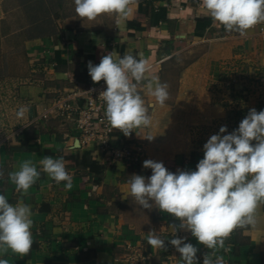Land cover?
I'll return each mask as SVG.
<instances>
[{"label": "crops", "instance_id": "0c3cea01", "mask_svg": "<svg viewBox=\"0 0 264 264\" xmlns=\"http://www.w3.org/2000/svg\"><path fill=\"white\" fill-rule=\"evenodd\" d=\"M142 1L133 5L132 15L120 25L115 21L104 28H63L60 35L63 42L58 36L57 45L50 50L52 54H45L46 63H41L49 66L48 74L53 73L46 80L63 79L62 105L49 99V91L27 94L22 104L10 106V118L0 117V161L4 172L0 194L6 195L13 205L17 202L31 205L34 221V243L26 256L10 250L6 254L0 252V258L7 259L9 264H130L127 258L133 252L138 256L136 264H182L180 253L170 243L177 237L197 247V264H203L204 255L211 252L189 231L178 229L175 233L172 223L178 224V221L170 215L153 208L149 217L147 209H141L129 191L131 175L152 174L151 169L143 167L145 160L162 162L173 173L195 171L198 153L178 147L165 152L159 140L144 138L153 136L148 128L135 129L130 136L116 129L112 145L141 144L144 155L134 162L108 158L95 142L85 144L79 139L76 109L86 106V89L99 83H94L88 74L89 61L98 65L103 55L115 51L123 56L128 50L138 59L148 61L149 78L156 76L161 81L162 65L175 53L177 45L186 39L208 38L214 34L222 36L221 44L229 43L233 49L244 51L246 59L238 60V66L241 64L244 69L249 65L251 75L246 76L258 83L264 82V34L257 28L244 35L227 32L213 21L206 26L209 22L204 20L210 16L202 7V0L155 2L153 14ZM160 4L166 10L157 13ZM164 13L166 20L162 19ZM50 41L45 37V42ZM58 49L63 50V65L55 59ZM138 90L146 104H155L149 114H156L160 105L143 84ZM52 92L58 91L55 88ZM26 106L28 111L24 117L28 120L23 117L20 124L21 119L15 113L19 107ZM4 108L0 106V115L4 114ZM4 131L10 133L4 134ZM49 155L64 159L66 170L72 176L70 190H66L65 182L57 184L42 171L39 161ZM23 160H32L41 172L26 195L17 192L8 179V173L18 170ZM94 160L106 165L103 174L91 171L90 163ZM151 230L165 239L166 250L148 245L147 234ZM226 248L228 251L217 253L224 257L225 264H264V204L257 209L256 225L234 230L226 241Z\"/></svg>", "mask_w": 264, "mask_h": 264}, {"label": "clouds", "instance_id": "9594fccd", "mask_svg": "<svg viewBox=\"0 0 264 264\" xmlns=\"http://www.w3.org/2000/svg\"><path fill=\"white\" fill-rule=\"evenodd\" d=\"M137 0H74L75 12L89 21L102 15H114L116 24L125 23L133 13ZM202 7L214 23L227 32L241 35L258 24H264V0H202ZM148 61L137 58L126 50L123 56L112 51L102 56L98 65L88 62V74L94 83L106 82V90L99 95L105 103V118L112 129L130 136L135 129L152 125L149 109L139 85L143 84L155 102L163 106L169 99L168 85L158 77L149 78ZM28 111L20 107L16 112L22 119ZM222 126L203 145V158L195 171L170 172L162 162L147 159L143 167L151 169L148 177L131 175L130 195L141 209H159L170 215L175 233L189 231L199 244L211 252L206 253L203 264H225L219 250L228 251L226 241L237 228L255 226L257 209L264 204V110L255 108L239 123L237 129L227 133ZM154 136L144 137L151 141ZM255 141V143H253ZM39 164L55 183L65 182L66 190L73 187L72 176L66 170L62 157L44 156ZM41 172L32 160H23L18 170L8 173L15 190L26 195L38 181ZM4 177L0 170V179ZM31 205L9 202L0 194V252L9 250L26 256L33 246ZM175 235V234H174ZM147 243L155 249H165V239L155 230L147 234ZM180 253L182 264H197L198 249L184 238L170 240ZM0 264H9L0 258Z\"/></svg>", "mask_w": 264, "mask_h": 264}, {"label": "rangeland", "instance_id": "374dc122", "mask_svg": "<svg viewBox=\"0 0 264 264\" xmlns=\"http://www.w3.org/2000/svg\"><path fill=\"white\" fill-rule=\"evenodd\" d=\"M115 21L108 14L81 20L74 0H0V106L5 107L0 117L10 118V106L22 104L27 94L49 91V99L62 105L63 79L46 80L53 73L48 74L49 66L41 64L46 63L45 54H52L58 36L63 42V28H104ZM45 37L51 41L45 42ZM221 37L186 39L162 65L161 82L168 85L169 99L156 114H150L148 130L165 152L190 149L200 160L203 145L222 126L227 127L225 134L231 133L250 109L264 110L263 80L258 83L246 76L251 75V67L238 66V60L246 59L244 51L233 49L228 42L221 44ZM55 88L58 92H52ZM147 211L151 217L152 209Z\"/></svg>", "mask_w": 264, "mask_h": 264}, {"label": "built area", "instance_id": "2783aa9c", "mask_svg": "<svg viewBox=\"0 0 264 264\" xmlns=\"http://www.w3.org/2000/svg\"><path fill=\"white\" fill-rule=\"evenodd\" d=\"M254 28L259 29L264 34V24H258ZM106 82L101 80L98 84L92 85L85 91L86 106L78 108L76 117V128L80 133L79 139L85 144L95 142L96 145L108 156V158H126L130 162L137 161L144 155L141 144L123 143L122 146H114L111 141L116 129H112L108 124L104 112L105 103L99 97L100 93L106 90ZM0 161V170H2ZM131 247V246H130ZM130 264H136L138 256L136 253L129 255L127 258Z\"/></svg>", "mask_w": 264, "mask_h": 264}, {"label": "trees", "instance_id": "16d2710c", "mask_svg": "<svg viewBox=\"0 0 264 264\" xmlns=\"http://www.w3.org/2000/svg\"><path fill=\"white\" fill-rule=\"evenodd\" d=\"M164 1H170V0H143L142 2L144 3L145 2V5H146V7H147V9H150V11H151V13L153 14V13H155L156 12V10H155V6H154V3L155 2H160V3H162V2H164ZM164 11L165 12V10H166V6L165 5H159L158 7H157V13H160V11ZM159 11V12H158ZM158 17V16H157ZM161 17V16H160ZM163 20H166V13H164L163 14V18H162ZM204 21H208L209 23L206 25V26H209L210 24H212V19L211 18H208V19H206V20H204ZM211 29H212V27H211ZM202 35V34H201ZM63 52V50H60V49H58V50H56V55H55V59L61 64V65H63V57H62V53ZM91 171H97V172H99L100 174H103L104 173V171L106 170V165L105 164H101L100 162H98V161H96V160H94V161H92L91 163Z\"/></svg>", "mask_w": 264, "mask_h": 264}, {"label": "water", "instance_id": "95a60500", "mask_svg": "<svg viewBox=\"0 0 264 264\" xmlns=\"http://www.w3.org/2000/svg\"><path fill=\"white\" fill-rule=\"evenodd\" d=\"M77 141L79 142V139H77Z\"/></svg>", "mask_w": 264, "mask_h": 264}]
</instances>
